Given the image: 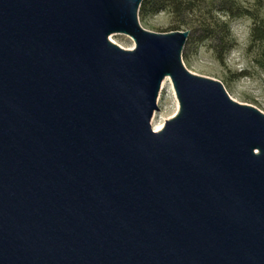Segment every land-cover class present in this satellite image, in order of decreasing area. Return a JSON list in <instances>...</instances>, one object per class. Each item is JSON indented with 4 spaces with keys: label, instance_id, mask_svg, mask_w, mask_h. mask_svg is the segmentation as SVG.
Here are the masks:
<instances>
[{
    "label": "water",
    "instance_id": "1",
    "mask_svg": "<svg viewBox=\"0 0 264 264\" xmlns=\"http://www.w3.org/2000/svg\"><path fill=\"white\" fill-rule=\"evenodd\" d=\"M142 2L0 0V264H264V113Z\"/></svg>",
    "mask_w": 264,
    "mask_h": 264
},
{
    "label": "rangeland",
    "instance_id": "2",
    "mask_svg": "<svg viewBox=\"0 0 264 264\" xmlns=\"http://www.w3.org/2000/svg\"><path fill=\"white\" fill-rule=\"evenodd\" d=\"M138 21L158 34L189 31L182 53L185 68L219 81L231 99L264 113V0H151L140 6ZM111 36L123 49L135 47L127 35L112 34L109 40ZM221 42L228 45L222 60ZM174 95L167 81L159 92L154 124L164 126L178 112Z\"/></svg>",
    "mask_w": 264,
    "mask_h": 264
},
{
    "label": "trees",
    "instance_id": "3",
    "mask_svg": "<svg viewBox=\"0 0 264 264\" xmlns=\"http://www.w3.org/2000/svg\"><path fill=\"white\" fill-rule=\"evenodd\" d=\"M149 1H151V0H143V2L141 3V7H143V6H144L146 3H148ZM143 10H144V9H143ZM140 11L142 12V10H140ZM225 29H226V27H225ZM229 36H230V34H229V32H228V29H227V30H226V38H228ZM227 48H228L227 43H223V42H221V45L218 46V49H219V51H220V56H219V59H220V60L223 59L222 55H223L224 52H226Z\"/></svg>",
    "mask_w": 264,
    "mask_h": 264
},
{
    "label": "bare ground",
    "instance_id": "4",
    "mask_svg": "<svg viewBox=\"0 0 264 264\" xmlns=\"http://www.w3.org/2000/svg\"><path fill=\"white\" fill-rule=\"evenodd\" d=\"M110 41L113 42V36L110 37ZM167 81L169 82L168 79H165V80L163 81V83H162V85H161V89H163V87L165 86V84H166ZM174 98H175L176 103H177V110H176V112H177V111H178V102H177V99H176L175 95H174ZM174 115H175V114H174ZM155 117H156V116L154 115V116H153V119H152V126H153V129H154L155 131H159V130L162 129L163 124H154Z\"/></svg>",
    "mask_w": 264,
    "mask_h": 264
}]
</instances>
